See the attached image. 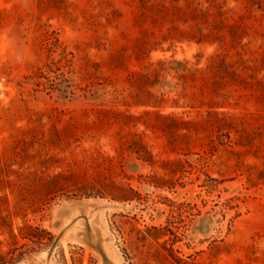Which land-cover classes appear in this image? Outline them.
<instances>
[{"label":"rangeland","instance_id":"1","mask_svg":"<svg viewBox=\"0 0 264 264\" xmlns=\"http://www.w3.org/2000/svg\"><path fill=\"white\" fill-rule=\"evenodd\" d=\"M0 264H264V0H0Z\"/></svg>","mask_w":264,"mask_h":264}]
</instances>
